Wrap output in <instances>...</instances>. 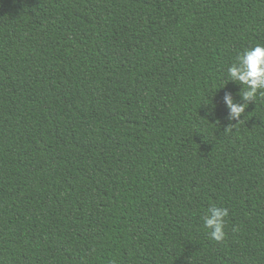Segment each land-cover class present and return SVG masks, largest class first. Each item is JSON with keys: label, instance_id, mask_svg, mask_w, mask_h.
<instances>
[{"label": "trees", "instance_id": "16d2710c", "mask_svg": "<svg viewBox=\"0 0 264 264\" xmlns=\"http://www.w3.org/2000/svg\"><path fill=\"white\" fill-rule=\"evenodd\" d=\"M257 44L264 0H0V264H264Z\"/></svg>", "mask_w": 264, "mask_h": 264}, {"label": "clouds", "instance_id": "9594fccd", "mask_svg": "<svg viewBox=\"0 0 264 264\" xmlns=\"http://www.w3.org/2000/svg\"><path fill=\"white\" fill-rule=\"evenodd\" d=\"M229 82L242 85L238 95L244 103L236 102L231 92H226L223 97V102L229 110L227 119L234 121L239 120L249 103L256 101L257 96L264 97V44H257L236 56L235 61L227 69V80L222 86ZM211 104L210 111H214L215 102L212 101ZM228 214V209L221 206L212 205L207 209L203 217V226L209 230L212 240L222 242L225 239V218Z\"/></svg>", "mask_w": 264, "mask_h": 264}]
</instances>
